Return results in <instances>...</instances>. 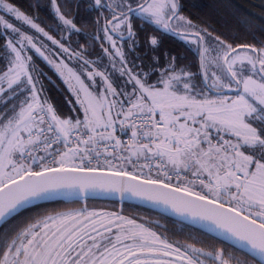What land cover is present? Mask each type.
I'll list each match as a JSON object with an SVG mask.
<instances>
[{
	"label": "snow or ice",
	"instance_id": "1",
	"mask_svg": "<svg viewBox=\"0 0 264 264\" xmlns=\"http://www.w3.org/2000/svg\"><path fill=\"white\" fill-rule=\"evenodd\" d=\"M27 7L0 0V264H264V25L256 35L245 18L249 42L214 34L180 0H48L46 31L39 0ZM153 33L193 59L165 52L162 64ZM32 52L66 87L67 113ZM97 198L228 243L170 238L123 207L90 209ZM54 201L66 207L15 222Z\"/></svg>",
	"mask_w": 264,
	"mask_h": 264
},
{
	"label": "trees",
	"instance_id": "2",
	"mask_svg": "<svg viewBox=\"0 0 264 264\" xmlns=\"http://www.w3.org/2000/svg\"><path fill=\"white\" fill-rule=\"evenodd\" d=\"M14 2L21 8L31 13L32 9L28 8L27 6L29 3H35V0H14ZM84 2L86 3L87 0H84ZM180 2L184 5L182 14L189 16L194 21L214 28V34H219L222 37H230L231 34L236 33L240 35L241 39H245L250 42L251 36L246 35L248 29L244 23L245 18L250 20L255 25L253 32H255L256 35H260L259 28L264 25V0H180ZM39 3L41 7L37 9L35 14L39 15L41 26L47 31L54 25L55 21L52 19L50 12L47 9L48 0H39ZM82 14L83 12L81 10L79 15ZM145 28L147 32H151L150 28L147 26H145ZM91 30L92 29L90 28L89 31ZM50 34L56 36L54 32H50ZM153 34L159 36L161 41L159 53L162 55L163 59L165 52L175 53L177 55H185L187 56L188 61L193 59L192 55L188 53L184 43L177 37L170 34ZM76 39V37H73L74 41ZM141 43L143 44V39L141 40ZM35 60L38 63L41 72L43 73L42 79L45 82V94L49 97L52 104L61 110L62 114L67 113L69 110L67 100H69L70 97L65 86L55 75L53 70L48 67L46 62L37 56L35 57ZM3 66L4 56L3 53L0 52V71L2 70ZM49 77H51V80L54 81V83H50ZM71 206L80 207L81 205ZM65 207L66 205L63 201L42 203L25 210L19 217H17L15 222H23V220L27 217L40 214L45 211H51L53 209H64ZM88 207L90 209L100 208L106 209L108 211L120 209L118 203L103 200H89ZM121 207H123L126 215L143 219L145 221L158 222L167 228L170 231L169 233L180 231L182 230L180 226H184V229L186 230L183 231L185 233L191 232L193 235H197L199 239L208 240L215 246L227 245L226 243L215 239L202 231L174 221L154 211L130 204H123ZM158 231L162 230L158 229Z\"/></svg>",
	"mask_w": 264,
	"mask_h": 264
},
{
	"label": "water",
	"instance_id": "3",
	"mask_svg": "<svg viewBox=\"0 0 264 264\" xmlns=\"http://www.w3.org/2000/svg\"><path fill=\"white\" fill-rule=\"evenodd\" d=\"M90 200H103V201L115 202V203H118V204H119V207H120V208H121V206H122V205H120V203H119L118 201L110 200V199H105V198H97V199H90ZM54 202H55V201H54ZM43 203H48V202H43ZM41 204H42V203H41ZM124 204L135 205V206H139V207H142V208H145V209H148V210L154 211V212H156V213H158V214H160V215H163V216H165V217H168V218H170V219H172V220H174V221H177V222L182 223V224H184V225H187V226H189V227L195 228V229H197V230H199V231H202V232L208 234L209 236H211V237H213V238H215V239H218V240L222 241L221 238L218 237L216 234H214V233H210V232H207L206 230L202 229L201 227H199V226H197V225H190V224H187V223H185V222H181L177 217H175V216H173V215H171V214H169V213H167V212H165V211H163V210H161V209L152 208V207H149V206L144 205V204H140V203L135 202V201H125ZM37 205H39V204H37ZM34 206H36V205H34ZM222 242H224V243H226V244L228 243V242H226V241H222Z\"/></svg>",
	"mask_w": 264,
	"mask_h": 264
},
{
	"label": "rangeland",
	"instance_id": "4",
	"mask_svg": "<svg viewBox=\"0 0 264 264\" xmlns=\"http://www.w3.org/2000/svg\"><path fill=\"white\" fill-rule=\"evenodd\" d=\"M52 35V34H51ZM54 36V38H59L58 36H55V35H53ZM40 39H43V38H40ZM49 44H50V42H48ZM160 57H161V63L163 64V62H164V59L162 58V55L159 53V51H158V53H157ZM31 55L33 56V59H34V62H35V65H36V69H37V71L38 72H40V73H42L41 72V70H40V67H39V65H38V63L36 62V60H35V57L37 56L34 52H32L31 53ZM37 57H39V56H37ZM5 67H6V61H5V59H4V66H3V68H2V70L1 71H3L4 69H5ZM49 68H50V66H48ZM51 69V68H50ZM52 70V69H51ZM42 76H43V74L41 75V77H40V79H41V81L43 82V84H44V86H45V82H44V80L42 79ZM66 88V87H65ZM67 90V89H66ZM69 97H70V94H69ZM70 99H71V97H70ZM92 209H96V208H92ZM96 210H103V211H108V210H106V209H96Z\"/></svg>",
	"mask_w": 264,
	"mask_h": 264
},
{
	"label": "flooded vegetation",
	"instance_id": "5",
	"mask_svg": "<svg viewBox=\"0 0 264 264\" xmlns=\"http://www.w3.org/2000/svg\"><path fill=\"white\" fill-rule=\"evenodd\" d=\"M172 36H173V35H172ZM180 227H181L182 230H186V229H184V226H180ZM169 232H170V231L168 230L169 237H170V238H173L172 233H169ZM180 238H181V237H180ZM206 242L209 243V244H211V245H213V244L210 243L208 240H206ZM213 246H215V245H213ZM220 246H221V245H220ZM220 246L217 245L216 247H220ZM227 250H228V248H226V251H227Z\"/></svg>",
	"mask_w": 264,
	"mask_h": 264
}]
</instances>
